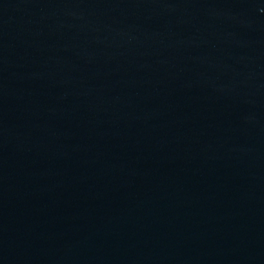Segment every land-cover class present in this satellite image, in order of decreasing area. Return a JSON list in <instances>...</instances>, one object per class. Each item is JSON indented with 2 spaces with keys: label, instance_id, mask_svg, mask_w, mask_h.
<instances>
[{
  "label": "water",
  "instance_id": "water-1",
  "mask_svg": "<svg viewBox=\"0 0 264 264\" xmlns=\"http://www.w3.org/2000/svg\"><path fill=\"white\" fill-rule=\"evenodd\" d=\"M0 264H264V0H124L1 76Z\"/></svg>",
  "mask_w": 264,
  "mask_h": 264
}]
</instances>
